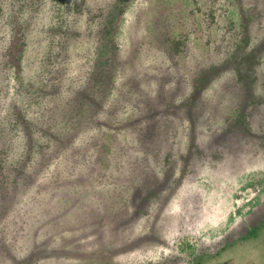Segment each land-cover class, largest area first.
<instances>
[{"label":"rangeland","instance_id":"374dc122","mask_svg":"<svg viewBox=\"0 0 264 264\" xmlns=\"http://www.w3.org/2000/svg\"><path fill=\"white\" fill-rule=\"evenodd\" d=\"M263 220L264 0H0V264L200 263Z\"/></svg>","mask_w":264,"mask_h":264},{"label":"trees","instance_id":"16d2710c","mask_svg":"<svg viewBox=\"0 0 264 264\" xmlns=\"http://www.w3.org/2000/svg\"><path fill=\"white\" fill-rule=\"evenodd\" d=\"M264 233V220L252 229L246 236L223 248L216 255L204 256L201 262L194 264H264V242L260 236Z\"/></svg>","mask_w":264,"mask_h":264}]
</instances>
